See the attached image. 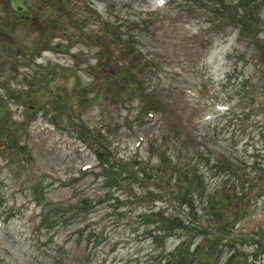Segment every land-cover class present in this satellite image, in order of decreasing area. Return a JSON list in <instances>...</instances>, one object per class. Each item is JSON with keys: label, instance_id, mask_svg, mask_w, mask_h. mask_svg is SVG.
I'll return each instance as SVG.
<instances>
[{"label": "rangeland", "instance_id": "rangeland-1", "mask_svg": "<svg viewBox=\"0 0 264 264\" xmlns=\"http://www.w3.org/2000/svg\"><path fill=\"white\" fill-rule=\"evenodd\" d=\"M12 1L0 0V264H228L234 248L232 264H264V247H211L194 227L177 232L188 258L163 260L149 234L161 215L141 214L156 185L117 166L140 173L137 159L153 168L163 154L172 182L196 176L202 221L244 192L235 230L264 238V0Z\"/></svg>", "mask_w": 264, "mask_h": 264}, {"label": "trees", "instance_id": "trees-1", "mask_svg": "<svg viewBox=\"0 0 264 264\" xmlns=\"http://www.w3.org/2000/svg\"><path fill=\"white\" fill-rule=\"evenodd\" d=\"M27 1V0H26ZM25 2V0L23 1ZM186 3L190 5L194 4H202L203 8H208V3L210 0H169V3ZM21 4V3H20ZM182 4V5H183ZM19 7H22V5H19ZM106 20H104L105 22ZM103 21L100 22L102 24ZM115 34V32H113ZM116 35V34H115ZM99 36H96L93 38V40L98 39ZM98 43V42H97ZM137 41L135 39L130 40V46L133 50V53L135 51L142 52L141 47H138L136 45ZM135 48V50H134ZM103 50V49H102ZM110 56L105 55L104 58L102 55H100V63L104 65H110ZM116 78V77H115ZM110 80V79H108ZM105 84V82H103ZM6 108H8V102L6 101ZM138 165L141 166L142 172H138V168L135 169L133 165L129 164V162H117V166L120 168V170L124 169L128 172V177L130 179H141L139 178L140 175L145 177V182L147 180L153 179L156 188L155 190H152V192L156 195L157 199H151L150 202H152L150 208L148 210H143L142 215L144 216V219H155L153 218L152 214L158 213L161 215L159 219H161L162 222H159L157 219H155L154 222L149 223L151 224V227L149 228V234L150 238L157 241V247H162L161 252L163 253L162 259L169 258V253L171 252L172 255L178 259V261L186 260L188 258V254L185 250H188V252L191 254V244L188 242L186 238H183L181 234L177 236V232L179 231V228H192L201 231L206 232L207 234H210V241H211V247L214 245H218L219 241H223L225 238L233 239L237 241H243L245 239H248L252 241L257 249H261L264 247V238L261 234V232H251V231H241L237 232L235 229L237 228V225L239 222H241L244 219V213L245 209L247 208V204L249 203L248 200L249 197L246 196V193L242 192H225L220 198L216 199L215 202L211 204V207L214 209V211L211 213L210 217L207 218L206 221H202L201 215L199 212V205L198 201L195 198V191H196V185H197V178L196 176H190L185 181L186 174L183 170L178 169V179L176 183L172 182L169 175V169L170 166H165V160L164 155L162 154V158L160 159L161 164L158 166H154L153 168H149V161L145 159H137ZM115 164V163H114ZM175 169V166H172ZM222 167L227 169V166L222 164ZM221 167V168H222ZM121 175H127L124 174L125 172H117ZM117 173L115 174L118 178ZM184 175V176H182ZM118 180H121V178H118ZM122 181V180H121ZM141 181V180H139ZM122 185V182L120 183ZM150 195H142L139 199V202L142 201L144 198H148ZM171 203L174 210L177 211L178 222L174 225L170 222V213L167 211L163 214H160L159 210H156L155 208L158 207L163 202ZM157 203H160L159 205ZM183 205V206H182ZM190 207V213L186 216H183L180 213H184L187 211V207ZM181 207V208H180ZM164 208V207H163ZM166 208V207H165ZM169 209V208H166ZM180 211V212H178ZM162 213V212H161ZM167 213V214H166ZM188 213V212H187ZM199 216V217H198ZM162 217H164V220H162ZM174 218V216H172ZM47 217L44 218V221L47 222ZM205 219V218H204ZM157 223V224H155ZM171 233V234H169ZM177 236L178 239H180L179 243L175 245V247L170 251V247H168V240L174 236ZM158 242L163 243V245L158 246ZM62 247H59V251H62ZM159 249V248H158ZM154 251V250H153ZM239 250L237 248H234L231 256L229 257L228 264H232L233 261H241L243 262L242 254L238 252ZM155 252V251H154ZM212 252L208 250L207 255L211 254ZM194 256H196V253H193ZM205 255L206 257H208ZM248 255L244 257L246 262L248 263ZM194 259H192L193 261ZM257 261V259H255ZM241 262L239 264H241ZM255 261L252 259L248 264H253ZM196 264H206V262H203V260L197 261Z\"/></svg>", "mask_w": 264, "mask_h": 264}]
</instances>
